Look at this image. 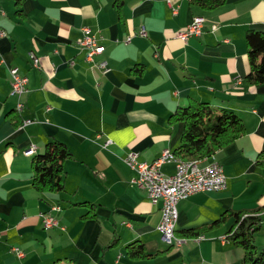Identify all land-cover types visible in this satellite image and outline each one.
<instances>
[{
	"label": "crops",
	"instance_id": "1",
	"mask_svg": "<svg viewBox=\"0 0 264 264\" xmlns=\"http://www.w3.org/2000/svg\"><path fill=\"white\" fill-rule=\"evenodd\" d=\"M17 7L0 0V264H240L242 248L225 237L231 217L168 243L156 228L160 203L131 183L124 157L135 151L150 161L164 148L174 152L184 127L170 119L178 106L203 100L230 108L245 132L215 157L195 159L200 166L219 161L226 186L179 199L175 233L203 227L223 210L264 203V167L256 163L264 149V83L245 79V30H264V0H225L212 9L189 0H21L22 11ZM196 16L201 32L179 38ZM83 25L102 45L95 60L107 61L105 72L79 46ZM10 67L28 78L21 110L10 92ZM52 136L72 156L64 161V188L38 192L33 153L25 149L42 151ZM174 164L161 170L172 173ZM44 212L57 224L45 228ZM134 240L151 255L130 257L126 244Z\"/></svg>",
	"mask_w": 264,
	"mask_h": 264
},
{
	"label": "trees",
	"instance_id": "2",
	"mask_svg": "<svg viewBox=\"0 0 264 264\" xmlns=\"http://www.w3.org/2000/svg\"><path fill=\"white\" fill-rule=\"evenodd\" d=\"M202 8L212 9L225 0H189ZM123 0H114L120 6ZM21 0H16L20 12ZM249 71L245 79L252 84L264 83V30L249 27L245 30ZM171 120H182L184 127L174 154L182 159L215 157L214 153L245 132L241 116L230 108L218 107L203 100H193L185 106H178L170 115ZM72 153L67 144L54 136L47 139L42 151L31 156L32 186L38 192L58 191L64 188V161ZM264 167V149L256 159ZM85 204L86 201L78 202ZM91 204V203H90ZM232 219L225 237L243 250L240 264H264V244L255 242L254 233L262 229L264 236V203L252 211L223 210L219 216L203 227L189 228L181 232L183 236L196 237L202 231ZM118 238L110 242L115 244ZM127 254L132 258L151 255L144 243L134 240L126 244Z\"/></svg>",
	"mask_w": 264,
	"mask_h": 264
},
{
	"label": "built area",
	"instance_id": "3",
	"mask_svg": "<svg viewBox=\"0 0 264 264\" xmlns=\"http://www.w3.org/2000/svg\"><path fill=\"white\" fill-rule=\"evenodd\" d=\"M201 26L200 18L197 16L193 17L183 29L176 32V35L181 39H186L190 35L199 34ZM81 30L82 38L79 40V46L85 50L86 59L103 72L107 71L109 68L105 59L95 60V57L102 51V45L98 41V37L88 25H83ZM138 32L140 35H146L145 26L141 25ZM5 33V29L0 26V38ZM29 57L31 64L37 67L39 65L38 56L33 51H29ZM9 71L11 75L10 92L17 96L16 105L21 110L23 106L21 97L27 91L28 78L16 67H10ZM239 81L240 79H238ZM32 120L29 117L25 118L21 125L30 123ZM109 141L110 139L106 140L103 145L108 144ZM34 151V144H30L25 149L26 153H33ZM171 157V150L164 148L157 157L150 161L139 160L135 151H129L125 155L124 160L134 172L131 176V183L138 188L145 189L151 202L160 203L161 214L156 228L168 243L178 245L187 238L175 233L178 200L196 191L221 190L226 186V176L219 161L214 162V164H205L204 162L200 167L174 164L173 172L165 173L161 170V166L164 163L171 162ZM51 208L59 209L60 205L54 204ZM42 223L45 228H48L57 224V220L52 214L44 212L42 214ZM12 249L19 255L22 253L18 247H12Z\"/></svg>",
	"mask_w": 264,
	"mask_h": 264
},
{
	"label": "bare ground",
	"instance_id": "4",
	"mask_svg": "<svg viewBox=\"0 0 264 264\" xmlns=\"http://www.w3.org/2000/svg\"><path fill=\"white\" fill-rule=\"evenodd\" d=\"M18 110H20V109L18 108ZM171 155H172L171 162H174L175 164H187V167H200L198 161L195 159H182V158L177 157L174 154V152H171ZM215 162H217V161H215ZM210 164H214V162H212Z\"/></svg>",
	"mask_w": 264,
	"mask_h": 264
},
{
	"label": "rangeland",
	"instance_id": "5",
	"mask_svg": "<svg viewBox=\"0 0 264 264\" xmlns=\"http://www.w3.org/2000/svg\"><path fill=\"white\" fill-rule=\"evenodd\" d=\"M254 239L258 247H261L264 244V236L262 233V229L254 233Z\"/></svg>",
	"mask_w": 264,
	"mask_h": 264
}]
</instances>
